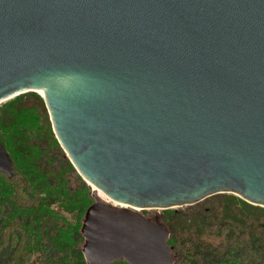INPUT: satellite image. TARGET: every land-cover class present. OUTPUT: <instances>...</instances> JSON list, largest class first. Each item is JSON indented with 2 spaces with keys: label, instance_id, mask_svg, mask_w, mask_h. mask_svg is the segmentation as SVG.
Listing matches in <instances>:
<instances>
[{
  "label": "water",
  "instance_id": "1",
  "mask_svg": "<svg viewBox=\"0 0 264 264\" xmlns=\"http://www.w3.org/2000/svg\"><path fill=\"white\" fill-rule=\"evenodd\" d=\"M28 92L92 187L87 264H175L139 210L264 208V0H0V103Z\"/></svg>",
  "mask_w": 264,
  "mask_h": 264
},
{
  "label": "trees",
  "instance_id": "2",
  "mask_svg": "<svg viewBox=\"0 0 264 264\" xmlns=\"http://www.w3.org/2000/svg\"><path fill=\"white\" fill-rule=\"evenodd\" d=\"M0 141L12 161L10 176L0 172V264H87L81 227L91 186L61 148L41 96L0 107ZM166 211L159 220L175 264H264L263 207L217 194Z\"/></svg>",
  "mask_w": 264,
  "mask_h": 264
},
{
  "label": "rangeland",
  "instance_id": "3",
  "mask_svg": "<svg viewBox=\"0 0 264 264\" xmlns=\"http://www.w3.org/2000/svg\"><path fill=\"white\" fill-rule=\"evenodd\" d=\"M39 96H41L39 93H37ZM22 95V94H21ZM32 97V98H31ZM30 97V104L37 108L38 112L41 113V106H40V103H39V100H37L36 98H33L34 96H31ZM42 97V96H41ZM15 98V97H14ZM13 99V98H12ZM11 100V99H10ZM10 100H7L5 102H2L0 103V107L3 106L5 103L9 102ZM47 109V108H46ZM48 112V111H47ZM49 115V113H48ZM49 119H50V116H49ZM51 122V120H50ZM52 125V124H51ZM53 129V128H52ZM91 190H92V187H91ZM221 194H225V195H228V196H237V195H234L232 193H221ZM217 195V194H216ZM238 197V196H237ZM209 198V197H208ZM240 198V197H239ZM241 199V198H240ZM243 200V199H242ZM94 203V200L92 199V204ZM248 203V202H247ZM191 206H194V205H191ZM188 206H183V207H176V208H171V209H166V210H170V211H174V210H185ZM166 210L164 209H144V210H139L138 212L142 213L145 217L147 218H157V219H160L162 217V215L167 212ZM84 219V218H83Z\"/></svg>",
  "mask_w": 264,
  "mask_h": 264
},
{
  "label": "bare ground",
  "instance_id": "4",
  "mask_svg": "<svg viewBox=\"0 0 264 264\" xmlns=\"http://www.w3.org/2000/svg\"><path fill=\"white\" fill-rule=\"evenodd\" d=\"M98 195H99L101 198H103V199L105 198V197H104V194H103L101 191H98Z\"/></svg>",
  "mask_w": 264,
  "mask_h": 264
}]
</instances>
